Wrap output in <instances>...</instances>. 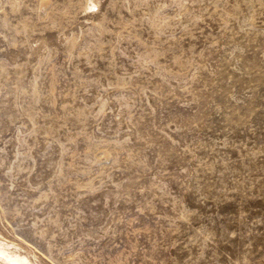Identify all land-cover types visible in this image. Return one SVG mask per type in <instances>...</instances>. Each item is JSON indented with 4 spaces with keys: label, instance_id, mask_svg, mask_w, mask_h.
<instances>
[{
    "label": "rangeland",
    "instance_id": "374dc122",
    "mask_svg": "<svg viewBox=\"0 0 264 264\" xmlns=\"http://www.w3.org/2000/svg\"><path fill=\"white\" fill-rule=\"evenodd\" d=\"M0 239L264 264V0H0Z\"/></svg>",
    "mask_w": 264,
    "mask_h": 264
},
{
    "label": "bare ground",
    "instance_id": "6f19581e",
    "mask_svg": "<svg viewBox=\"0 0 264 264\" xmlns=\"http://www.w3.org/2000/svg\"><path fill=\"white\" fill-rule=\"evenodd\" d=\"M0 261L5 264H33L32 261L12 245L0 239Z\"/></svg>",
    "mask_w": 264,
    "mask_h": 264
}]
</instances>
